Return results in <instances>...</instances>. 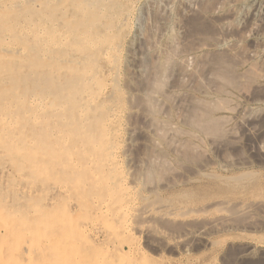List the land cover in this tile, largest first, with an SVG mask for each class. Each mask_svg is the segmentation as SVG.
Instances as JSON below:
<instances>
[{
  "label": "rangeland",
  "instance_id": "1",
  "mask_svg": "<svg viewBox=\"0 0 264 264\" xmlns=\"http://www.w3.org/2000/svg\"><path fill=\"white\" fill-rule=\"evenodd\" d=\"M104 1L82 47L57 42L47 59L25 33L5 40L28 78L21 93L18 69L0 83V264H264V0ZM54 57L85 72L75 102L78 75L29 66ZM131 206L153 213L148 232Z\"/></svg>",
  "mask_w": 264,
  "mask_h": 264
},
{
  "label": "bare ground",
  "instance_id": "2",
  "mask_svg": "<svg viewBox=\"0 0 264 264\" xmlns=\"http://www.w3.org/2000/svg\"><path fill=\"white\" fill-rule=\"evenodd\" d=\"M108 1V0H107ZM126 1V0H125ZM135 1V0H134ZM123 2V1H122ZM132 2V1H130ZM104 4L106 5V1L104 0H0V83L2 81H5L6 77L4 75H2L4 72H6L5 74L9 73L11 74V76H13L14 72L17 71L18 69V72H17V76L16 78L13 79V81H11V83H13V85L17 88H19V92L21 93V89H22V85L27 81L26 79L28 78L27 76L23 75L22 73L19 72V67H20V63H21V60L23 59V57L25 58L26 55H24V51L22 48H14L11 44H7V42H5V40H7L8 38H10L11 36H15L16 34H19V35H22L23 33H25V36L28 37V35L34 39L35 42H37L38 44V54H40L41 57L43 58H51L49 56V54L52 52L51 48L53 49V47L57 46V42H62L63 41H72L71 43L72 46L74 45V43H77V42H80L81 43V47L83 44H87V42L90 40V37L91 35L93 34V31H94V28H95V25L97 26V24L99 23V21L105 17V12H106V8L104 6ZM135 9V8H134ZM133 9V10H134ZM259 11V10H258ZM124 12V11H123ZM128 13V12H127ZM126 14V13H125ZM107 15V14H106ZM113 16V15H112ZM128 16V15H127ZM195 18V17H194ZM124 19V18H123ZM196 19V18H195ZM131 21V20H130ZM98 22V23H97ZM116 22V21H115ZM192 22V21H191ZM121 23V22H119ZM118 24V23H117ZM152 24V23H151ZM191 24V23H190ZM195 24V23H193ZM197 24V23H196ZM119 25V24H118ZM130 25V24H129ZM199 25V24H198ZM131 27V26H130ZM196 27V26H195ZM198 27V26H197ZM116 28V27H115ZM132 28V27H131ZM199 28V27H198ZM197 30V29H196ZM128 32V31H127ZM130 32V31H129ZM152 34V33H151ZM4 36V38H2ZM128 36V35H127ZM126 36V37H127ZM114 37V36H113ZM2 38V39H1ZM96 38V37H95ZM112 39V38H111ZM105 40V39H104ZM11 41V40H10ZM26 41V40H25ZM23 41V42H25ZM119 41V40H118ZM201 42V41H200ZM22 43V42H21ZM20 44V42H19ZM23 44V43H22ZM20 44V45H22ZM33 44V42H32ZM35 44V43H34ZM91 45V43H89ZM116 44V43H115ZM114 44V45H115ZM137 44V43H136ZM65 45H66V42H65ZM129 45V44H128ZM169 45V44H168ZM63 46V45H62ZM70 46V47H72ZM61 47V46H60ZM76 47V45H75ZM92 47V46H91ZM112 47V46H111ZM123 47V45H122ZM32 49V48H31ZM108 49V48H107ZM111 49V48H110ZM117 49V48H116ZM176 49V48H175ZM34 50V49H33ZM35 50V52H36ZM112 51H114V49L112 48L111 49ZM121 50V49H120ZM170 50V49H169ZM122 51V50H121ZM124 51V50H123ZM178 51V50H177ZM78 52V51H77ZM119 52V51H118ZM129 52V51H128ZM85 53V52H83ZM117 53V52H116ZM122 53V52H121ZM131 53V52H129ZM172 53V52H171ZM177 53V52H176ZM120 54V53H118ZM28 55V54H27ZM35 55V54H34ZM106 55V54H105ZM122 55V54H121ZM141 56V55H139ZM172 56V55H171ZM170 56V57H171ZM115 57V55H114ZM168 58V56H165ZM119 58V57H118ZM121 58V57H120ZM128 58V57H127ZM166 58V59H167ZM55 59L57 60V57H54V60L52 62H48L46 61V66L45 67H42V64L40 63L39 65L33 63V61H31V63L29 64V66H31L33 68V71L37 70V72L33 73L35 75H38V76H43L44 75V72L46 71V74L48 75H52L53 72H55L56 70L58 69H65L69 72H73L74 75H78L79 77L77 76H72L71 78V81L74 82V89H73V93L68 89L70 87V83L68 84V86L66 87V94L75 102V99L78 97L80 98L82 96V94L85 92L84 90L85 89V83L82 81V79H84V76H85V72L84 71H81V70H77L76 69V64L79 63V62H76V63H72V62H68V63H60V62H57V64H53ZM117 59V58H116ZM222 59V58H221ZM26 60V59H25ZM37 60V59H36ZM171 60V58H170ZM223 60V59H222ZM222 60L221 62H219V64L222 63ZM113 61V60H112ZM119 61V60H118ZM220 61V60H218ZM26 62V61H25ZM29 62V60H28ZM75 62V61H74ZM116 62V61H115ZM121 62V61H119ZM118 62V63H119ZM124 62V61H123ZM202 62V61H201ZM205 62V61H204ZM85 63V62H84ZM138 63V62H137ZM165 63V62H164ZM231 63V62H230ZM24 64V63H23ZM27 64V63H26ZM109 65V64H108ZM114 65V64H113ZM116 65L119 66V64L116 63ZM143 65V64H142ZM171 65V64H170ZM224 65H227L228 67L230 66V64H226L224 62L223 66L221 68H223L224 70L227 69V66L224 68ZM22 66V65H21ZM57 66V67H56ZM123 66V65H122ZM204 66V65H203ZM202 66V67H203ZM231 67V66H230ZM27 68V67H26ZM117 68V66L115 67ZM114 68V69H115ZM139 68V67H138ZM221 68L219 69L221 73L219 72V74L222 76V75H225V77H227V74L225 72L227 71H224V70H221ZM29 68H27L28 70ZM120 69V68H119ZM126 69V68H125ZM167 69V68H166ZM129 70V69H128ZM169 70V69H168ZM98 71V69H97ZM140 71V70H139ZM167 71V70H166ZM127 72V71H126ZM164 72V71H163ZM229 72V71H228ZM31 73V72H30ZM112 73V72H111ZM110 73V74H111ZM116 73V72H115ZM134 73V72H133ZM145 73V72H144ZM232 73V72H230ZM48 75V76H49ZM96 75V74H94ZM108 75V74H107ZM219 75V76H220ZM234 75V74H233ZM232 75V77H233ZM8 76V75H7ZM110 76V75H109ZM143 76V75H142ZM249 76V75H248ZM251 76V75H250ZM10 77V76H9ZM117 77V76H115ZM125 78V77H124ZM154 78V77H153ZM159 78V77H158ZM224 78V77H223ZM235 78V77H233ZM10 79V78H9ZM107 79V78H106ZM109 79V78H108ZM126 79V78H125ZM225 79V78H224ZM237 79V78H236ZM8 80V79H7ZM52 80V79H51ZM94 80V79H93ZM51 82V81H50ZM119 82V81H118ZM157 82V81H155ZM228 82V81H227ZM232 82V81H231ZM231 82H228V83H231ZM110 83V82H109ZM108 83V84H109ZM112 83V82H111ZM248 83V82H247ZM115 84V83H114ZM126 84V83H125ZM250 84V83H249ZM8 85V84H7ZM12 85V84H11ZM27 85V84H26ZM124 85V84H123ZM147 85V84H146ZM3 86V85H2ZM9 86V85H8ZM76 86H80L82 89H78L76 88ZM84 86V87H83ZM150 86V85H149ZM106 87V86H105ZM112 87V85H111ZM117 87V85H116ZM160 87V86H159ZM2 88V87H1ZM5 88V87H4ZM13 88V87H12ZM27 89V87H25ZM115 88V87H114ZM121 88V86H120ZM126 88V87H125ZM158 88V87H157ZM112 89V88H111ZM110 89V90H111ZM119 89V87H118ZM10 90V89H9ZM8 90V91H9ZM13 90V89H12ZM72 90V89H71ZM124 90V89H123ZM17 91V92H18ZM32 91V90H31ZM34 91V90H33ZM79 91V92H78ZM105 91V90H104ZM114 91V90H112ZM126 91V90H125ZM15 92V90H14ZM18 92V94H19ZM124 92V91H123ZM227 92V91H226ZM26 93V92H25ZM24 93V94H25ZM112 93V92H111ZM121 93V92H120ZM151 93V92H150ZM155 93V92H154ZM113 94V93H112ZM126 94V93H125ZM149 94V93H148ZM227 94V93H226ZM3 95V94H2ZM12 95V94H11ZM17 95V94H16ZM110 95V94H109ZM108 95V97H110ZM6 96H8L6 94ZM31 96V95H30ZM45 96V95H44ZM95 96V95H94ZM106 96V95H105ZM144 96V95H143ZM3 98V96H1ZM25 97V96H23ZM91 97V96H90ZM98 97V96H97ZM104 97V95H103ZM128 97V95H127ZM147 97V96H146ZM6 98V97H5ZM12 98H15L12 97ZM19 98V97H18ZM111 98V97H110ZM109 98V100H110ZM117 98V97H116ZM115 98V101H117ZM150 98V97H149ZM8 99H9V96H8ZM155 99V98H154ZM22 100V99H21ZM86 100V99H85ZM90 100V99H88ZM108 100V99H107ZM130 100V99H128ZM128 100L126 102H128ZM141 100V99H140ZM3 101V100H2ZM5 101V99H4ZM12 101V100H11ZM10 101V102H11ZM15 101V99H14ZM122 101V100H120ZM218 101V100H217ZM103 102V101H102ZM162 102V101H161ZM224 102V100L222 101ZM12 103V102H11ZM33 103V102H32ZM31 103V104H32ZM40 103V102H39ZM91 103V102H90ZM106 103V102H105ZM117 103V102H116ZM121 103V102H120ZM158 103V102H157ZM25 105V103H23ZM37 104V103H36ZM93 104V102L91 103ZM134 104V103H132ZM159 104V103H158ZM6 105V104H5ZM21 105V103H20ZM33 105V104H32ZM60 105V104H59ZM58 105V106H59ZM81 105V104H80ZM88 105V104H87ZM108 105V104H107ZM113 105V104H112ZM121 105V104H120ZM125 105V104H124ZM127 105V104H126ZM129 105V104H128ZM23 105H21L22 107ZM109 106V105H108ZM147 106V105H146ZM75 107V106H74ZM90 107V105L88 106ZM113 108V106H111ZM110 107V108H111ZM116 107V106H115ZM136 107V106H135ZM46 108V107H45ZM97 108V107H96ZM107 108V107H106ZM118 108V107H117ZM132 108V107H131ZM13 109V108H12ZM23 109V108H22ZM72 109V108H71ZM92 109V106L91 108ZM103 109V108H102ZM136 109V108H135ZM4 110H8V109H4ZM10 110V109H9ZM96 110V109H95ZM111 110V109H110ZM127 110V109H126ZM130 110V109H129ZM155 110V109H154ZM217 110V109H216ZM219 110V108H218ZM231 110V109H230ZM91 111V110H90ZM104 111V110H103ZM113 112H115V110L113 109L112 110ZM120 111V110H119ZM128 111V110H127ZM140 111V110H139ZM3 112V110H2ZM10 113V112H8ZM7 113V114H8ZM18 113V112H17ZM29 113V112H28ZM34 113V112H33ZM32 113V114H33ZM52 113V112H51ZM112 113V112H111ZM126 113V112H125ZM2 114V113H1ZM24 114V113H22ZM54 114V113H53ZM25 115V114H24ZM111 115V114H110ZM109 115V116H110ZM113 115V114H112ZM117 115V114H116ZM5 116V115H3ZM1 116V117H3ZM17 116V115H16ZM31 116V115H29ZM37 116V115H36ZM35 116V117H36ZM102 116V115H101ZM105 116V115H104ZM6 117V116H5ZM114 117V116H113ZM8 118V116H7ZM23 118V117H22ZM29 118V117H28ZM37 118V117H36ZM100 118V117H99ZM98 118V119H99ZM105 118V117H104ZM108 118V116H107ZM6 119V118H5ZM4 121H8V120H5ZM12 119V118H11ZM103 119V118H102ZM106 119V118H105ZM109 119V118H108ZM111 119V118H110ZM118 119V118H117ZM152 119V118H151ZM219 119V118H217ZM29 120V119H28ZM33 120V119H32ZM31 120V121H32ZM35 120V119H34ZM107 121V120H106ZM111 121V120H110ZM153 121V120H152ZM228 121V120H227ZM12 122V120L10 121ZM15 122V121H14ZM17 122H19V120H17ZM44 122V121H43ZM104 122V121H103ZM203 122V121H202ZM205 122V121H204ZM215 122V121H214ZM28 123V122H27ZM31 123V122H29ZM105 123V122H104ZM107 123V122H106ZM109 123V122H108ZM114 123V122H113ZM211 124V122H209ZM103 124V123H101ZM112 124V123H111ZM202 124L203 127H205V125H203L204 123H198L197 125H199V127H201L200 125ZM216 124V123H215ZM8 125V124H7ZM39 125V124H38ZM42 125V124H41ZM48 125V124H47ZM104 125V124H103ZM113 125V124H112ZM123 125V124H122ZM10 126V125H9ZM35 126V125H34ZM37 126V125H36ZM107 126V125H106ZM111 126V125H110ZM117 127V125H114ZM162 126V125H161ZM170 126V125H169ZM213 126V125H212ZM101 127V126H100ZM105 127V126H104ZM209 127V126H208ZM217 127V126H215ZM214 127V128H215ZM13 128V127H12ZM41 128V127H40ZM84 128V127H83ZM107 128V127H106ZM110 128V127H109ZM164 128V126H163ZM211 128V127H210ZM213 128V127H212ZM104 129V128H103ZM115 129V128H114ZM150 129V128H149ZM201 129V128H200ZM253 129V128H252ZM41 130V129H39ZM113 130V129H112ZM203 130V128H202ZM217 130V129H216ZM234 130V129H232ZM13 131V130H12ZM38 131V130H37ZM107 131V130H106ZM158 131V130H157ZM166 131V130H165ZM168 131V130H167ZM206 131V130H205ZM231 131V130H230ZM255 131V130H253ZM10 132V131H9ZM67 132V131H66ZM82 132V131H81ZM109 132V131H108ZM107 132V133H108ZM113 132V131H112ZM111 132V133H112ZM115 132V130H114ZM211 132V131H210ZM13 133V132H12ZM102 133V132H101ZM212 133V132H211ZM254 133V132H253ZM262 133V131H261ZM69 134V133H68ZM109 134V133H108ZM174 134V133H173ZM204 134V133H202ZM206 134V133H205ZM209 134V133H208ZM14 135V134H13ZM17 135V134H16ZM116 135V133H115ZM120 135V134H119ZM152 135V134H151ZM18 136V135H17ZM25 136V134H24ZM123 136V135H122ZM209 136V135H208ZM10 137V136H8ZM19 137H21L19 135ZM18 137V139H19ZM26 137V136H25ZM42 137V136H41ZM117 137V136H116ZM120 136H118L119 138ZM180 137V136H178ZM233 137V135H232ZM12 138H14V136H12ZM11 138V139H12ZM30 138V136H29ZM66 138V137H65ZM90 138V137H89ZM115 138V137H114ZM159 138V137H158ZM234 138V137H233ZM26 139V138H24ZM53 139V138H52ZM51 139V140H52ZM67 139V138H66ZM65 139V140H66ZM14 140V139H13ZM61 140V139H60ZM109 140V139H108ZM116 140V139H115ZM123 140V139H122ZM29 141V139H28ZM40 141V140H39ZM38 141V143H39ZM100 142V140H98ZM105 141V140H104ZM168 141V140H167ZM55 142V141H54ZM66 142V141H65ZM111 142V141H110ZM115 142V141H114ZM113 142V143H114ZM22 143V142H21ZM32 143V142H31ZM42 143V142H41ZM44 143V142H43ZM15 144V143H14ZM29 143H27L28 145ZM103 144V143H102ZM107 144V143H106ZM25 146L26 143L24 144ZM30 145V144H29ZM38 145V144H37ZM39 145H42V144H39ZM44 145V144H43ZM94 145V144H93ZM108 145V144H107ZM121 145V144H120ZM55 146V144L53 145ZM38 147V146H37ZM36 148H33V151L34 149H37ZM74 147V146H73ZM77 147V146H76ZM111 147V146H110ZM42 148V147H41ZM28 149V148H27ZM56 149H59L56 147ZM54 149V150H56ZM73 149V148H72ZM75 149V148H74ZM105 149V147H104ZM118 149V148H116ZM48 150V149H47ZM78 150V149H77ZM95 150V148H94ZM109 150V149H108ZM120 150V149H118ZM79 151V150H78ZM40 152H41V149H40ZM77 152V151H76ZM117 152V151H116ZM39 153V152H37ZM36 153V154H37ZM105 153V152H104ZM113 153V152H112ZM125 153V152H124ZM46 154V153H45ZM118 154V153H117ZM120 154V153H119ZM35 155V154H33ZM39 155V154H38ZM42 155V153H41ZM115 155V154H114ZM43 156V155H42ZM45 156V155H44ZM84 156V155H83ZM95 156V155H94ZM30 157V156H29ZM56 157V156H55ZM106 157V156H105ZM114 157V156H113ZM117 157V156H116ZM35 160H38L37 157L35 156ZM39 158V157H38ZM111 158V157H110ZM44 159V158H43ZM120 159V158H118ZM158 159V158H157ZM30 160V159H29ZM56 160V159H55ZM121 160V159H120ZM52 161V160H51ZM107 161V160H105ZM114 161V160H113ZM153 161V160H152ZM37 162V161H36ZM44 162V161H43ZM90 162V161H89ZM88 162V163H89ZM103 162V160L101 161ZM108 162V161H107ZM111 162V161H110ZM162 162V161H161ZM49 163V162H48ZM92 163V162H91ZM95 163V162H94ZM120 163V162H119ZM126 163V162H125ZM110 164V163H109ZM124 164V163H122ZM43 165V163H42ZM96 165V163H95ZM111 165V164H110ZM113 165V164H112ZM111 165V166H112ZM120 165V164H119ZM127 165V163H126ZM52 166L53 163H52ZM58 166V165H56ZM59 166H63V165H59ZM77 166V165H75ZM104 166V164H103ZM135 166V165H134ZM118 167V166H117ZM122 167V166H121ZM55 168V167H54ZM111 168V167H110ZM113 168V167H112ZM120 168V167H119ZM133 168V167H132ZM53 169V167H52ZM123 169V168H122ZM42 170V169H41ZM40 170V171H41ZM91 170V169H90ZM125 170V169H124ZM37 171V170H36ZM114 171V170H113ZM120 171V170H119ZM44 172V171H43ZM43 172H39V174L41 173V175L43 174ZM46 172V171H45ZM111 172V171H110ZM108 173V172H107ZM119 173V172H118ZM117 173V174H118ZM47 174V173H46ZM125 174V173H124ZM127 174V173H126ZM129 174V172H128ZM52 175V174H51ZM44 176V175H43ZM97 176V175H96ZM120 176V175H119ZM125 175H123V178H124ZM22 177V176H21ZM121 177V176H120ZM119 177V178H120ZM129 177V176H128ZM132 178V176H130ZM52 178H53V175H52ZM51 178V179H52ZM126 178V176H125ZM135 178V177H134ZM130 179V178H129ZM149 180V179H148ZM121 181V180H119ZM114 182V181H113ZM117 182V181H115ZM96 183V182H95ZM127 183V182H126ZM135 183V182H134ZM138 183V182H137ZM114 184V183H113ZM121 184H124V183H121ZM136 184V183H135ZM110 185V184H109ZM120 185V184H119ZM128 185V184H127ZM137 185V184H136ZM152 185V184H151ZM120 186H123V185H120ZM133 186V185H131ZM130 187V186H129ZM135 187V186H133ZM151 187V186H150ZM143 188V187H142ZM123 189V187L121 188ZM125 189V188H124ZM128 189V188H127ZM131 189V188H130ZM133 189V188H132ZM81 190V189H80ZM126 190V189H125ZM146 190V189H145ZM133 192V190H131ZM148 191V190H147ZM107 192V191H106ZM113 192V191H112ZM145 192V191H144ZM131 193V192H130ZM78 194V193H77ZM80 194V192H79ZM133 194V193H132ZM107 195V194H106ZM114 195V194H113ZM120 196V195H119ZM133 197V195L131 196ZM83 198V197H82ZM106 198V197H105ZM133 199V198H132ZM130 199V200H132ZM95 200V198H94ZM93 200V201H94ZM100 200V199H99ZM127 200V199H126ZM136 200V198H135ZM81 201V200H80ZM260 201V200H259ZM88 202V200H87ZM87 202H84L87 203ZM127 202H131V201H127ZM134 202V200H133ZM138 202V201H137ZM136 202V203H137ZM227 202V201H226ZM263 202V201H262ZM261 202V204H262ZM96 203V201H95ZM99 203V202H98ZM135 203V204H136ZM156 203V202H155ZM222 203V202H221ZM133 204V203H132ZM147 204V203H146ZM220 204V203H219ZM218 204V205H219ZM83 205V204H82ZM137 205V204H136ZM140 205V204H139ZM223 205V204H222ZM238 205V204H237ZM245 205V204H244ZM249 205V204H248ZM142 206V205H141ZM259 206V204H258ZM264 206V204H263ZM103 207V206H102ZM132 207V206H131ZM138 207V206H136ZM134 208V206L131 208L132 210V214L131 215H127L129 216V219L132 218V219H137L138 222H136V224L131 228L133 230H140V231H144L146 230V232L149 231L150 228V221H151V217L150 215H148L149 213V210L146 211V208L145 210L143 211H139L140 209L138 208ZM98 208V207H97ZM105 208V206H104ZM142 208V207H141ZM149 208V207H148ZM158 208V207H157ZM213 208V207H212ZM125 209V208H124ZM153 209V208H152ZM220 209V207H219ZM217 209V212L218 210ZM172 210V209H171ZM196 210V209H195ZM223 211H227L226 209H222ZM221 210V211H222ZM155 211V210H154ZM157 211V210H156ZM194 211V210H193ZM203 211V210H202ZM228 211L231 212V210L228 209ZM236 211V210H235ZM251 211V209H250ZM131 212V211H129ZM168 212V211H167ZM175 212V211H174ZM233 212V211H232ZM237 212V211H236ZM157 213V212H156ZM164 213V212H163ZM225 213V212H224ZM241 213L242 214H249V209L247 207H245L244 209L241 210ZM28 214V213H27ZM117 214V213H116ZM169 214V213H167ZM180 214V213H179ZM10 215V214H9ZM55 215V213H54ZM156 215V214H155ZM159 215V214H158ZM173 215V214H172ZM109 216V215H108ZM114 216V215H113ZM180 217V216H179ZM160 218V217H159ZM163 219L164 218H169V217H166L163 216L162 217ZM227 218V217H225ZM156 219V218H155ZM171 219V218H170ZM219 219V218H218ZM131 220V219H130ZM228 220V219H227ZM113 221V220H112ZM132 221V220H131ZM154 221V220H153ZM156 221V220H155ZM164 221V220H163ZM53 222V221H52ZM129 222V221H128ZM133 222V221H132ZM181 222V221H180ZM179 222V223H180ZM233 222V221H232ZM205 223V222H204ZM31 225V221L29 223ZM181 224V223H180ZM220 224V223H219ZM218 224V225H219ZM129 225V223H128ZM133 225V224H132ZM166 225V224H165ZM168 225V224H167ZM171 225V224H170ZM215 225V224H214ZM73 226V225H72ZM182 226V225H181ZM196 226V225H195ZM128 227V226H126ZM191 227V226H190ZM167 228V227H166ZM172 228H175V227H172ZM154 229V228H153ZM76 230V228L74 229ZM98 230V229H97ZM124 230V229H123ZM127 230V229H126ZM155 231V230H154ZM157 231V230H156ZM155 233L152 231V233L154 234H158L159 236H161V238H165L167 237L168 238V235L167 233H163L161 230L160 231H157ZM200 231V230H199ZM76 232V231H75ZM134 232V231H133ZM143 232V233H144ZM172 232V231H171ZM74 233V232H73ZM109 233V232H108ZM107 233V234H108ZM141 232H139L140 234ZM187 233V232H186ZM189 233V232H188ZM126 234V233H125ZM134 234V233H133ZM191 234V233H190ZM24 235V234H23ZM79 235V234H78ZM67 236V235H66ZM74 236H75V233H74ZM108 236V235H107ZM127 236V235H126ZM134 236V235H133ZM111 237V236H110ZM187 237L186 234L182 235V236H177L175 237L174 239H176L178 242H181V241H184L185 238ZM33 238V237H32ZM73 238V236H72ZM41 240V239H40ZM70 241V240H69ZM163 241V240H162ZM186 241V240H185ZM105 242V241H104ZM41 243V242H40ZM67 243V242H66ZM192 243V242H191ZM59 244V242H58ZM107 244V243H106ZM93 245V244H92ZM90 246V245H89ZM94 246V245H93ZM32 247V246H31ZM78 247V246H77ZM91 247V246H90ZM170 247V246H169ZM4 248V247H3ZM8 248V247H7ZM70 248V247H69ZM92 248V247H91ZM97 248V247H95ZM109 248V247H108ZM67 249V248H65ZM85 249V248H84ZM93 249V248H92ZM102 249V248H101ZM116 249V248H114ZM99 250V249H98ZM130 250V249H129ZM12 251V250H11ZM101 251V250H100ZM104 251V250H103ZM116 251V250H115ZM118 251V250H117ZM135 251V250H134ZM5 252V251H4ZM10 252V251H9ZM66 252V251H65ZM68 252V250H67ZM89 252V250H88ZM39 253V252H38ZM76 253V252H75ZM85 253V252H84ZM118 253V252H116ZM130 253V252H129ZM7 254V253H6ZM70 254V253H68ZM72 254V253H71ZM87 254V253H86ZM89 254V253H88ZM100 254V252H99ZM5 255V254H4ZM102 255V254H101ZM106 255V253H105ZM128 255V254H127ZM131 255V254H130ZM43 256V255H42ZM42 256H40L42 258ZM71 256V255H70ZM73 256V255H72ZM71 256V257H72ZM124 256V254H123ZM48 257V256H47ZM132 257V256H131ZM31 258V257H30ZM108 258H109V255H108ZM28 259V257H27ZM48 259V258H47ZM50 259V258H49ZM65 259V258H64ZM73 259H75V257H73ZM110 259V258H109ZM145 259V258H144ZM100 260V259H99ZM106 260V259H105ZM146 260V259H145ZM148 260V259H147ZM38 261V260H37ZM48 261V260H47ZM73 261V260H72ZM96 261V260H95ZM104 261V260H103ZM85 262V260H84ZM110 262V261H109ZM113 262V261H112ZM147 262V261H146ZM63 263V262H62ZM76 263V262H75ZM94 263V262H93ZM148 263V262H147ZM37 264V262L35 263ZM40 264V263H38ZM44 264V263H43ZM49 264V263H48ZM59 264V263H57ZM91 264V263H89ZM95 264V263H94ZM102 264V263H101ZM105 264H107L105 262ZM109 264V263H108ZM113 264V263H112ZM123 264V263H122ZM130 264V263H129ZM138 264V262H137Z\"/></svg>",
  "mask_w": 264,
  "mask_h": 264
}]
</instances>
